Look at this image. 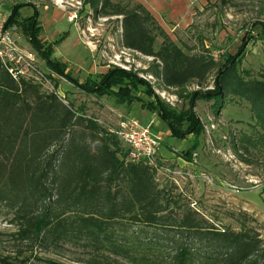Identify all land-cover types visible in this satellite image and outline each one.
Returning a JSON list of instances; mask_svg holds the SVG:
<instances>
[{
    "label": "trees",
    "instance_id": "obj_1",
    "mask_svg": "<svg viewBox=\"0 0 264 264\" xmlns=\"http://www.w3.org/2000/svg\"><path fill=\"white\" fill-rule=\"evenodd\" d=\"M113 1L97 0L95 11L102 17H123L125 49L152 58L154 74L165 89H201L193 93L187 111L176 114L150 84L118 67L80 84L53 58L56 45L39 41L38 14L22 26L54 74L87 94L112 96L119 104L142 103L177 140L204 132L195 114L197 101L222 99V105L214 106L217 113L230 100L246 101L260 131L242 135L236 148L263 152L264 74L260 80H247L250 74L241 66L253 34L264 39V22L251 23L237 54L213 59L185 52L143 5L128 8ZM19 19L16 6L5 26L19 25ZM158 37L163 42L156 50ZM128 155L117 136L87 119L84 110L0 71V209L13 214L11 222L25 247L43 253L77 249L88 255L86 264H264L259 235L209 224L160 187L155 168L132 163ZM181 157L189 161L184 153ZM38 262L62 264L41 258ZM0 264L21 263L0 259Z\"/></svg>",
    "mask_w": 264,
    "mask_h": 264
},
{
    "label": "rangeland",
    "instance_id": "obj_2",
    "mask_svg": "<svg viewBox=\"0 0 264 264\" xmlns=\"http://www.w3.org/2000/svg\"><path fill=\"white\" fill-rule=\"evenodd\" d=\"M96 2L0 0V23L11 17L14 7L20 8L19 25L11 26L13 33L48 74H52V71L33 49L22 26L37 14L39 41L45 46L56 45L53 58L66 65L67 73L73 80L84 84L89 77L104 75L112 67H118L137 74L150 84L156 96L176 114L187 111L193 93L201 89L191 87L181 92L165 90L154 74V60L124 48L123 17H102L95 11ZM113 2L128 8L141 4L151 13L142 0ZM258 20L264 22V0H227L226 3L206 0L197 6L193 24L187 30L168 26L169 37L185 52L204 53L218 59L227 54H237L249 26ZM253 36L254 39L245 46L241 69L250 74L247 80H260L264 74V39L258 38L257 33ZM162 42L163 39L158 37L156 50L160 49ZM149 77L154 80L150 81ZM213 79L215 76L212 77L211 86ZM52 85L59 101L77 111L84 110L87 119L95 120L108 132L117 130L132 118L141 123L153 120L156 129L164 136L163 147L175 155L173 159L159 156L160 164L178 172L170 175L158 171L156 181L160 187L165 188L179 205L197 211L216 228L238 233L253 232L264 240V151L249 147V153H244L236 148L242 135L253 136L260 131L249 103L230 100L217 113L214 106L222 105V99L197 101L195 114L204 132L199 136L187 137L189 140L185 145H182V140L176 139L171 148L167 145V138L171 137L167 125L144 108L142 103L119 104L112 96L100 98L87 94L57 75L52 79ZM41 90L46 95H53L49 89L41 87ZM164 91L167 96L175 98L173 105L160 96ZM139 96L149 103V98L140 93ZM183 146L185 149L178 152ZM122 147L125 148L123 144ZM182 153L189 161L181 157ZM179 158L182 160L178 161ZM184 162L193 165H185ZM12 218L10 211L0 209V259L21 264H39L38 258L62 264H86L88 255L77 249L66 247L63 251L43 253L25 247L20 243L18 228L12 224Z\"/></svg>",
    "mask_w": 264,
    "mask_h": 264
},
{
    "label": "built area",
    "instance_id": "obj_3",
    "mask_svg": "<svg viewBox=\"0 0 264 264\" xmlns=\"http://www.w3.org/2000/svg\"><path fill=\"white\" fill-rule=\"evenodd\" d=\"M0 71L7 72L19 84L25 82L37 85L49 89L53 95L58 96L52 85V79H55L56 75L53 72L48 74L44 71L38 60L22 47L13 29L5 26V22L0 23ZM151 79L154 80L153 77H149L150 81ZM165 90L175 91L174 89ZM166 93L164 91L160 93V96L173 105L175 98L167 96ZM111 133L115 134L129 150L128 160L132 163H144L159 172L170 175L178 174L171 168L160 164L159 156L164 136L156 130L153 120L141 123L132 118ZM188 163L184 162L185 165H193Z\"/></svg>",
    "mask_w": 264,
    "mask_h": 264
},
{
    "label": "crops",
    "instance_id": "obj_4",
    "mask_svg": "<svg viewBox=\"0 0 264 264\" xmlns=\"http://www.w3.org/2000/svg\"><path fill=\"white\" fill-rule=\"evenodd\" d=\"M145 6L151 11V14L160 24V27L170 35L168 26L179 30H187L193 24V16L198 5L204 4L206 0H142ZM178 31V30H177ZM152 120H147L149 122ZM156 128V127H155ZM158 130V129H156ZM169 147L173 148L176 139L169 137L167 138ZM167 139L165 141L167 142ZM189 139L183 140L182 145L187 143ZM181 148L178 150L183 151ZM160 156L163 158H174V153L166 150V147H162ZM182 160L181 158L178 161Z\"/></svg>",
    "mask_w": 264,
    "mask_h": 264
}]
</instances>
